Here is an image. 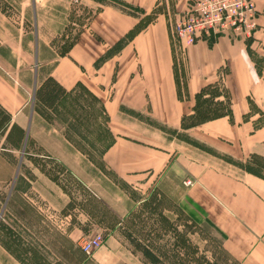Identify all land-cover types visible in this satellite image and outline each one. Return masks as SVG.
Listing matches in <instances>:
<instances>
[{"label": "crops", "instance_id": "1", "mask_svg": "<svg viewBox=\"0 0 264 264\" xmlns=\"http://www.w3.org/2000/svg\"><path fill=\"white\" fill-rule=\"evenodd\" d=\"M124 1L144 10L156 6V0ZM253 1L259 11L258 22L264 25V0ZM36 2L0 0V108L9 116L0 130V222L8 220L9 231L34 238L55 231L57 218L65 226L66 237L80 241L98 231L94 222L98 218L88 204L97 206L94 196L107 205L104 198L115 189L110 176L139 186L152 183L174 201L185 197L196 204H200L196 192L207 189L209 176L207 187L220 203L204 194L202 209L225 235L224 248L238 264H264V181L215 169L212 165L219 163L217 159L189 145L185 149L173 140L170 148L148 143L149 137L158 141L162 136L143 118L178 129L181 120L192 113L198 89L215 81L224 69L222 81L230 99V116L184 132L195 138L198 129L204 145L234 158L247 157L260 143L258 152L264 156V125L252 129L257 114L243 119L249 111L248 99L264 113V79L254 68L246 42L219 36L187 46L184 94L179 96L170 26L163 12L156 13L117 52L104 58L137 20L112 6H103L78 32L68 51L54 55L49 43L62 29L63 19L57 28L46 29L43 7ZM186 4V0H178L175 11H182ZM254 33L261 39L257 49L264 52L261 26ZM49 76L64 94L47 107L35 97V91ZM77 86L94 99L110 138L97 158L101 167L53 125L62 103ZM68 177L69 186L65 183ZM186 178L193 180L191 187L183 186ZM83 193L85 200L80 195ZM68 203L72 210L62 215ZM215 206H220L217 216ZM223 215L224 220L216 219ZM84 227L91 234L82 238ZM75 250L61 249L60 253L73 254ZM78 252L83 255L79 247ZM108 253L112 258L115 255L112 250Z\"/></svg>", "mask_w": 264, "mask_h": 264}, {"label": "rangeland", "instance_id": "2", "mask_svg": "<svg viewBox=\"0 0 264 264\" xmlns=\"http://www.w3.org/2000/svg\"><path fill=\"white\" fill-rule=\"evenodd\" d=\"M189 1L186 0L187 3ZM177 2L178 0H156V6L152 5L146 10L137 5L128 4L124 0H37L36 4L38 7H43L42 16L48 27L46 29L57 28L63 19L62 29L52 36L49 43L54 55H59L67 49L74 42L78 32L86 26L91 16L103 6H112L137 20V24L129 31L130 34L150 22L156 13L163 12L170 26L169 37L175 58L178 95L183 96L186 77L184 62L186 46H181L172 32L174 15L180 12L174 9ZM6 5L4 3L5 7ZM258 14L259 11L256 10V28L252 36L242 40L246 42L250 58L253 57L256 61L259 75L264 77V52L257 49L261 39L257 38L254 33L260 26L264 33V25L259 24ZM117 50L118 48L115 49V51ZM100 59L101 57L98 61ZM223 70H220L215 81L207 83L212 84L211 86L207 87V84L201 86L205 87L199 97L194 99V109L199 114L188 118L192 112L185 117L182 122L184 126L191 123L193 119L226 110L227 91L222 81ZM217 95L220 96L216 98ZM75 105L80 108H76ZM248 105L249 111L243 119L257 114L252 127L255 131L263 127L264 113H261L249 99ZM60 109L56 113L53 125L61 128L67 137L76 142H74V147L92 157V161L101 167L100 159L97 158L110 138L104 126L103 116L94 99L88 96L82 87L77 86L73 94L62 103ZM143 118L150 128L158 132V136L159 132L162 136V138L159 136L161 140L158 139V141L151 136L147 139L148 143L170 148L171 140H173L183 145L185 149L188 147L186 145H189L196 151L205 153L214 160L217 159L219 163L216 165L213 162L212 165L215 169H226L239 176L251 175L260 180L264 178V156L258 152L260 143L247 157L234 158L228 153L219 152L212 145H204L201 142L203 141L202 132L198 129L195 131V138L184 132V130L214 119L203 121L187 129L181 128V126L174 129L162 126L148 116ZM209 139L213 141L212 138ZM99 169L101 170V168ZM110 178L115 189L108 193L106 199L104 198L107 205H103L94 196L92 198L98 203L97 206L88 204L90 206L88 209L92 208L91 210L95 212L94 215L98 220L95 219L94 222L98 224V230L103 234V243L99 249L93 251L89 256L80 254L77 245L79 240L74 241L73 238L66 237L65 226H62L57 218L53 223L55 231H52L49 236L41 234L34 238L26 236L24 233L18 234L15 233L16 231H9L8 226L11 225L6 220L0 222V264H114V262H116L115 264H238L223 246L225 235L208 220L204 209H202L204 194L207 196L206 199L220 203L219 199L213 196L212 191L207 187H210L209 176L205 182L207 189H201L200 193L196 190V194L199 196L196 197L197 202L200 204L185 197L174 201L173 196L169 197V194L161 193L152 183L139 186L136 183H126L121 178L112 176ZM65 183L68 186L72 185L69 177ZM193 184L194 182L190 178L183 181L185 188L191 187ZM103 185L107 186L108 184L103 183ZM217 187H219L218 184ZM70 188L73 187L70 186ZM218 192L222 193L223 190ZM80 195L82 200L87 199L86 194ZM219 210L220 206L213 208V211H216V216L220 214ZM222 217L225 218V215L216 217V219L224 220ZM83 231L85 233L82 232L83 234L80 235L82 238L91 234L86 232L85 227ZM106 240L107 244L104 243ZM71 247L75 248L77 253H74L76 250L73 254L60 253L61 249ZM111 250L115 253L113 258L108 253Z\"/></svg>", "mask_w": 264, "mask_h": 264}, {"label": "built area", "instance_id": "3", "mask_svg": "<svg viewBox=\"0 0 264 264\" xmlns=\"http://www.w3.org/2000/svg\"><path fill=\"white\" fill-rule=\"evenodd\" d=\"M256 28V8L253 0H190L174 15L172 32L181 46L198 39H232L251 37ZM103 243V234L96 231L79 243L80 251L89 256Z\"/></svg>", "mask_w": 264, "mask_h": 264}, {"label": "trees", "instance_id": "4", "mask_svg": "<svg viewBox=\"0 0 264 264\" xmlns=\"http://www.w3.org/2000/svg\"><path fill=\"white\" fill-rule=\"evenodd\" d=\"M140 28H138L136 31L132 32V34H134L135 32H137ZM131 32H129L125 38L120 39L119 41H117L113 46H111L106 53L102 56V57H107L109 54L111 53H115L117 52L122 46L123 44L126 42V39L129 38L132 34H130ZM211 41V39H210ZM73 43V42H72ZM72 44H70L71 46ZM70 46L63 50L59 55H62L64 53H66L68 51V49L70 48ZM117 51H115V49H117ZM254 68L256 70V72L259 74V70L256 64V61L253 59V57L251 58ZM264 79V77H263ZM212 84H207L206 86H211ZM205 87V86H204ZM204 87H201L199 89V91L196 92L194 99L196 100L199 95L200 92L204 89ZM227 91V90H226ZM64 94V89L52 78V77H47L46 79H44V81L42 82V84L37 88V90L35 91V97L44 105H46L47 107H50L56 100H58V98H60L62 95ZM227 105H226V110L221 111L219 113H214L210 116H204V117H200L197 119H193L191 121V123H189L187 126H184L182 124L184 118L181 120L180 126L181 128L187 129L190 128L192 126H195L203 121L206 120H211V119H216V118H220V117H229L230 116V101H229V97H228V91H227ZM220 95L215 96L216 98H218ZM195 105L192 108V115H190L188 118H192L195 114H199L196 113L195 111ZM9 121V116L7 114H5L1 108H0V130L4 129L5 126L7 125ZM249 173V172H248ZM252 174V173H250ZM255 175V174H252ZM256 176V175H255ZM262 180H264V178H261ZM72 210V206L70 203H68L62 210H61V214L62 215H66L69 214V212ZM209 223V222H208ZM210 224V223H209ZM211 225V224H210ZM221 244V243H220Z\"/></svg>", "mask_w": 264, "mask_h": 264}]
</instances>
